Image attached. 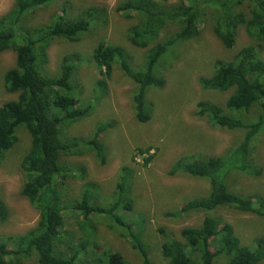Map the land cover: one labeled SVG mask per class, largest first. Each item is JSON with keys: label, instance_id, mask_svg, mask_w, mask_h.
Returning a JSON list of instances; mask_svg holds the SVG:
<instances>
[{"label": "trees", "instance_id": "trees-1", "mask_svg": "<svg viewBox=\"0 0 264 264\" xmlns=\"http://www.w3.org/2000/svg\"><path fill=\"white\" fill-rule=\"evenodd\" d=\"M169 2L122 0L117 5L115 10L123 17L136 18V23L128 30L127 40L137 48L147 49L146 56L142 65L134 67L132 57L123 47L99 41L91 57L100 75L94 82L93 92L106 95L107 80L117 65L137 87L133 99L136 120L147 122L151 118V106L145 101L146 91L148 88H163L165 82L159 73L160 64L163 56L176 48L177 42L179 47L183 42L197 38L201 25L209 16L213 20V34L227 50L235 48L239 28L245 30L253 44L238 48L229 61L217 60L212 72L198 81L205 90L230 91L224 102L226 108L248 112L254 105H259L261 113L254 123L245 124L223 114L217 104L204 100L196 103L195 116L205 119L212 127L226 130L243 128L246 132L242 141L228 150L225 157L212 156L203 161L181 157L172 164L168 175L205 180L209 194L183 202L175 212L166 214L180 217L201 212L203 217L200 225L182 228L179 239H164L160 252L167 264H213L219 256H224V264H259L264 261V237L254 238L248 245L242 244L233 226L216 212L232 209L264 217V198L255 194L236 195L226 188L220 176L225 169L226 172H253H247L252 151L250 141L264 121V60L255 51L264 44V0ZM52 3L53 0H14L10 10L0 16V52L11 50L15 53L14 66L3 74V87L7 93L17 94L15 99L0 105V163L18 143L17 127L24 126L30 137V146L20 161L24 175L20 194L39 213L36 226L27 232L0 234V264H22L28 259H33L35 264H133L120 252L103 250L96 241L97 232L95 236L87 233L88 224L94 228L97 219L99 222L109 217L114 221L108 220L110 224L126 230H122L124 233L120 236L130 242L139 264H154L146 239L143 241L145 221L141 219L134 224L116 215L117 211L130 212L133 204L124 179L132 177L128 166L121 168V172L126 173L120 176L111 196L115 199L108 206L103 204L107 197L101 198L100 189L93 183H86L76 200L65 195L66 180L72 170L60 165L59 159L63 155L80 156L82 147H86L98 163L104 165L106 152L100 134L113 124L98 126L89 138L65 134L72 124L89 116L91 107L80 105L81 89L74 80L76 67L69 62V59L79 57H63L57 74L53 76L45 70L49 60L47 49L54 39L70 43L79 41L93 24H105L107 13L103 7H88L69 17L68 8L63 5L61 14L55 15L48 24L23 25L25 15L29 16ZM167 22H172L176 30L161 37ZM73 84L80 90L78 97L72 94ZM151 149L137 148L140 154H147L143 158V166H147L154 157L149 154ZM75 171L81 174V178L85 176L84 167ZM92 188L99 190L100 203L93 201ZM68 212L80 217L76 229L79 237L76 232L70 233L64 228ZM7 217L8 208L0 198V225Z\"/></svg>", "mask_w": 264, "mask_h": 264}, {"label": "rangeland", "instance_id": "rangeland-1", "mask_svg": "<svg viewBox=\"0 0 264 264\" xmlns=\"http://www.w3.org/2000/svg\"><path fill=\"white\" fill-rule=\"evenodd\" d=\"M14 0H0V16L7 13ZM122 0H53L45 8L36 10L33 14L23 17V25L28 27L48 24L51 19L61 14L63 5L68 8L67 15L79 14L88 7H103L106 9L107 22L93 24L91 30L83 33L79 41L70 43L62 39H54L49 48L46 73L55 75L58 72L63 57L77 55L78 59H69L76 67L74 80L81 89L80 105H89L90 114L72 124L65 134L89 138L93 136L98 126L107 123L113 125L100 135L106 163H98L94 154L86 147H82L80 156L63 155L59 164L68 167L72 173L66 180L65 195L71 200L79 198L86 183H93L100 189V195L107 197L103 201L108 206L115 196L123 173L121 168L128 166L132 177H124L128 183L127 191L133 201L130 212L117 211L116 215L127 222L136 224L144 220L147 249L154 264H167L160 252L161 243L166 238L179 239V232L185 227L200 225L203 213L194 212L180 217H171L166 214L176 211L177 207L190 199L206 197L209 194L207 182L202 179L185 175H168L172 164L181 157L189 161L205 160L212 156L225 157L228 150L234 149L243 139L246 130L243 128L226 130L212 127L205 119L195 116L196 103L204 100L221 107L222 113L245 124L254 123L261 113L259 105H254L248 112L231 110L225 107L224 102L230 94L205 90L198 79L206 77L212 72L217 60L229 61L238 48L253 44L243 28L237 32L235 48L227 50L220 40L213 34V20L209 16L201 25L200 35L190 41L183 42L176 48H171L161 61L160 75L164 79L162 89L148 88L145 101L151 106V118L141 123L135 118L134 95L136 85L124 76L117 65H114L111 78L107 80L105 96L93 92L94 82L100 77L92 61V50L99 41L110 45H118L132 57L134 67L143 64L147 49L137 48L127 40L130 26L136 23V18H125L115 9ZM175 0H170L172 4ZM244 9V8H243ZM67 11V9H66ZM56 17V16H55ZM176 30L172 22L166 23L161 37ZM255 45V44H254ZM257 55L264 60V44L255 48ZM15 64V53L11 50L0 52V105L17 94L7 93L3 87L4 72ZM50 76V75H49ZM264 84V76L262 77ZM72 94L78 97L79 88L73 84ZM18 143L0 163V198L8 208V217L0 225V234H23L36 226L39 213L28 200L21 196L20 190L24 175L20 170V161L30 146V137L24 126L16 129ZM237 142L236 145H234ZM152 147L149 154H153L152 161L143 166L144 154L137 148ZM250 166L244 172L221 171L220 176L226 188L239 196L255 194L264 198V121L261 129L251 139ZM253 168H252V166ZM85 168V176L80 177L75 169ZM129 171V172H130ZM207 191V192H206ZM206 192V193H205ZM205 193V194H204ZM93 201L100 203L99 190L92 188ZM76 214V213H75ZM211 214V213H209ZM216 214L230 223L235 235L244 245L251 244L254 238L264 237V217L253 214L240 213L232 209H220ZM66 228L70 233L77 232L79 216L66 213ZM111 222L113 219L109 217ZM107 219L94 223V228L87 225V233L95 236L103 250L120 252L126 260L139 264L138 256L127 239L120 236L125 229L110 224ZM114 222V221H113ZM110 227V228H109ZM162 230L163 232H161ZM124 233V232H123ZM219 258V259H218ZM213 264H224V256H219ZM218 259V260H217ZM22 264H35L28 259ZM259 264H264L261 261Z\"/></svg>", "mask_w": 264, "mask_h": 264}]
</instances>
